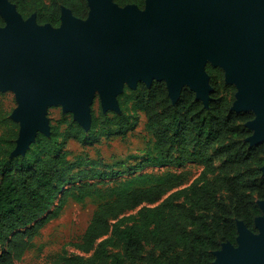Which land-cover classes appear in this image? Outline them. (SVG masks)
Here are the masks:
<instances>
[{
    "label": "trees",
    "instance_id": "1",
    "mask_svg": "<svg viewBox=\"0 0 264 264\" xmlns=\"http://www.w3.org/2000/svg\"><path fill=\"white\" fill-rule=\"evenodd\" d=\"M9 1L23 18L34 13L38 24L53 27L60 25L61 6L81 19L89 11L86 0ZM113 2L140 9L145 4ZM205 70L212 87L208 106L186 86L173 103L165 82L156 80L150 87L139 82L135 90L118 96L122 110L144 114V129L153 140L152 153L123 171L83 167L69 159L65 142L88 138L72 119L51 125L49 136L39 132L24 155L11 157L18 126L1 117L7 132L0 134V264L20 261L69 199L82 202L87 195L101 201L75 245L82 254L61 256L62 264H140L148 246L158 253L157 264H214L213 252L222 243L236 244L238 220L256 231L254 218L261 214L257 201L264 200V142L247 141L252 130L245 124L254 114L231 110L235 88L219 86L222 68L207 63ZM126 119L113 113L102 130L107 136L116 134L126 127ZM97 122L92 116V126ZM187 164L202 170L184 188L179 187L187 181L185 172H144ZM138 207L130 222L120 224L124 212Z\"/></svg>",
    "mask_w": 264,
    "mask_h": 264
},
{
    "label": "water",
    "instance_id": "2",
    "mask_svg": "<svg viewBox=\"0 0 264 264\" xmlns=\"http://www.w3.org/2000/svg\"><path fill=\"white\" fill-rule=\"evenodd\" d=\"M86 1L85 19L61 6L53 27L0 0V89L16 90L18 100L12 155L23 154L39 132L49 136V105L62 104L87 129L95 90L105 110H117L123 82L135 88L164 81L173 103L186 86L208 106L207 63L235 85L231 110L253 112L245 124L249 144L264 142V0H145L143 9ZM257 204L256 231L238 220L236 244L222 243L214 264H264V200Z\"/></svg>",
    "mask_w": 264,
    "mask_h": 264
},
{
    "label": "rangeland",
    "instance_id": "3",
    "mask_svg": "<svg viewBox=\"0 0 264 264\" xmlns=\"http://www.w3.org/2000/svg\"><path fill=\"white\" fill-rule=\"evenodd\" d=\"M138 83L135 85L136 87ZM226 85L234 86L235 91L233 95L235 99V85L226 83L224 78L223 81H219V86ZM122 86V91L117 95V101L120 94L124 92L128 93L129 90L136 89V87H131L126 82H123ZM17 107L18 100L16 90L11 88L5 90L0 89V118L5 116L15 122L18 126V136L19 122L14 121L11 118L12 112ZM89 108L91 123L87 129L82 127L84 131H86L88 138H70L65 142L64 148L69 152L68 157L71 161L79 162L83 167H94L99 170L107 171H123L127 167L135 164L152 153L153 140L144 129L146 119L141 111H124L120 107L119 102L117 110H105L102 106L101 96L97 90L94 92ZM113 113L117 115H121L123 113V116L127 118L126 127L116 134L107 136L102 129L107 126L106 118L112 117ZM92 116L98 118V122L95 126H92ZM45 117L47 119L49 129L51 125H56L60 121L70 119L74 120L73 112L63 111L62 104L49 105L46 109ZM63 128H65V123H62L60 126L61 130ZM3 132L6 133L7 129L2 123H0V134ZM25 152L19 155H24ZM10 156L17 157L18 155L14 156L11 152ZM167 169L176 172H185L187 174V181L179 187L184 188L199 177L202 167L197 164H187L181 168H148L145 169L144 172H164ZM128 177V175H124L122 178L126 179ZM112 181L111 182L113 184L116 180ZM100 201L101 198L94 195H87L82 202H75L74 200L69 199L68 202L58 210L57 216L44 225V227L40 230V234L34 239L33 245L27 250L23 258L16 262V264H62L60 259L61 256L72 259L74 255L82 254L76 249L75 245L80 241L90 221L92 213ZM138 209L139 207L124 212L119 220L120 224L130 222L131 218ZM115 222H117V220L112 221V223ZM157 256L158 253H154L148 246L145 249L144 256L140 264H157ZM68 264H72V262Z\"/></svg>",
    "mask_w": 264,
    "mask_h": 264
}]
</instances>
